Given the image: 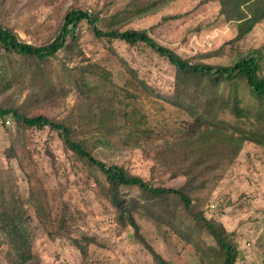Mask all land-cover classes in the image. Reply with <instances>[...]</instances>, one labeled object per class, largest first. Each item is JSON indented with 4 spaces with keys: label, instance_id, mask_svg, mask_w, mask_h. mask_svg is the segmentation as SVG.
I'll use <instances>...</instances> for the list:
<instances>
[{
    "label": "rangeland",
    "instance_id": "374dc122",
    "mask_svg": "<svg viewBox=\"0 0 264 264\" xmlns=\"http://www.w3.org/2000/svg\"><path fill=\"white\" fill-rule=\"evenodd\" d=\"M75 7L104 31L146 30L191 63L232 65L254 52L264 76V18L236 39L237 21L221 13L220 0H0V24L43 45ZM74 34L45 59L0 48V106L64 123L96 158L153 186L181 188L191 205L122 187L125 202L137 201L139 238L120 222L103 174L58 130L0 117V264L18 260L2 228L8 217L27 227L37 264H156L149 246L169 264H223L203 218L224 226L235 264H264V143L246 138L235 154L209 140L215 130L203 133L220 118L236 137L237 125L251 124L209 106L214 92L203 77L180 74L147 44L100 37L86 20ZM240 90L249 101L244 81ZM182 102L213 115L194 130Z\"/></svg>",
    "mask_w": 264,
    "mask_h": 264
},
{
    "label": "trees",
    "instance_id": "16d2710c",
    "mask_svg": "<svg viewBox=\"0 0 264 264\" xmlns=\"http://www.w3.org/2000/svg\"><path fill=\"white\" fill-rule=\"evenodd\" d=\"M221 13L231 20L237 21L236 39H241L264 18V0H220ZM88 21L94 27L96 35L109 39L118 38L129 44L145 43L161 56L172 63L180 74L191 77H203L209 88L213 90V98L208 100L209 106L218 103L222 112H228L234 117L248 121L249 128H242L237 125L236 130L240 135L236 137L231 133V125L225 119L220 118L215 129L205 127L203 133L214 131L209 137L220 140L227 147L232 145L235 154L239 152L243 141L248 138L253 141L264 143V76L260 74L262 69L261 57L253 53L244 55L232 65H213L209 63H191L189 59L183 58L178 53L158 43L146 30H109L104 31L96 27L98 17L90 11L82 8H71L64 16L62 27L58 35L50 42L43 45H33L21 40L17 33L0 24V48L7 52H15L23 55H30L38 59H45L55 56L58 51L66 46L68 37L75 36V29L82 21ZM244 81L249 91V101H245L240 90V83ZM228 86L227 93L225 92ZM223 87V89H222ZM194 117L193 129L197 130L201 121L207 116L212 117V110H199L198 107L187 105L182 102ZM11 115L17 122L28 126H50L58 130L63 137L65 144L73 150L80 158L95 166L104 176L107 184L108 197L112 204L119 210V220L122 224L134 228L136 235L143 238L140 233V226L136 221L133 211L137 208V201L125 202L122 195V187H139L146 194L152 196H179L185 207L189 208L191 199L185 190L173 187L153 186L142 176L132 174L125 167L118 164H107L105 161L96 158L81 141H76L71 136V131L64 123L57 122L45 115L27 116L16 108H4L0 106V117ZM217 118V116H216ZM229 126V127H228ZM215 127V126H214ZM207 140V141H209ZM187 182H190V178ZM186 187V186H185ZM202 226L209 230L217 243L224 251L223 264H235L237 258L236 246L228 239L227 232L222 224L214 223L203 218ZM3 231L7 235L16 252L18 260L9 264H37L34 261V254L29 240L28 229L16 218L8 217L2 224ZM156 264H169V262L151 246H149Z\"/></svg>",
    "mask_w": 264,
    "mask_h": 264
},
{
    "label": "built area",
    "instance_id": "2783aa9c",
    "mask_svg": "<svg viewBox=\"0 0 264 264\" xmlns=\"http://www.w3.org/2000/svg\"><path fill=\"white\" fill-rule=\"evenodd\" d=\"M6 122H7V124H10L11 121L8 119Z\"/></svg>",
    "mask_w": 264,
    "mask_h": 264
}]
</instances>
